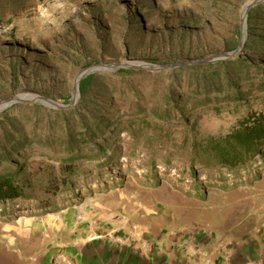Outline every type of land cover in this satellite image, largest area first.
I'll return each instance as SVG.
<instances>
[{
	"label": "rangeland",
	"instance_id": "rangeland-1",
	"mask_svg": "<svg viewBox=\"0 0 264 264\" xmlns=\"http://www.w3.org/2000/svg\"><path fill=\"white\" fill-rule=\"evenodd\" d=\"M263 3L0 0V114L22 103L70 109L91 96L104 101L101 118L112 119L104 135L89 145L95 148L109 138L105 154L90 159L83 151L66 188L59 183L61 165L43 158L27 164L31 166L24 195L0 203V258L15 259L6 257L0 264L39 261L85 217L102 220L107 214L120 218L125 213L163 237L194 229L215 232L232 222L252 221L264 204V148L230 169L200 154L208 149L210 139L226 133L246 111L264 112V98H248L249 104L237 111H232L233 105H224L220 115L210 109L192 113L189 105H181L190 111L187 127L177 121L175 111L167 122L155 120L151 111L158 97L168 94L172 70L237 57L264 67V47L244 51L250 35L264 36L259 33L264 29V10H254ZM246 4L251 15L249 20L247 13L244 18L242 38L241 11ZM104 67L113 71L107 73ZM117 69L150 73L107 77ZM79 74L74 99V80ZM154 74L157 79L151 78ZM88 75L101 77L90 80L81 96L78 84ZM180 82L185 84L186 73H181ZM103 91L112 92L109 101ZM187 93L180 87L175 100ZM28 95L70 106L59 109L32 99L16 100ZM133 102L144 110L137 116H133ZM77 110L85 112L82 107ZM25 116L45 119L47 114ZM135 117H146L148 125L129 127L126 123ZM42 137L44 147H32L43 154L49 143L46 135ZM51 213L56 216L47 217Z\"/></svg>",
	"mask_w": 264,
	"mask_h": 264
},
{
	"label": "trees",
	"instance_id": "trees-1",
	"mask_svg": "<svg viewBox=\"0 0 264 264\" xmlns=\"http://www.w3.org/2000/svg\"><path fill=\"white\" fill-rule=\"evenodd\" d=\"M256 9L264 10V3L259 4L254 10ZM250 15L251 10L247 12L248 20ZM259 31L261 35H264V29ZM258 47H264V36L250 35L244 51ZM183 72L186 73V82L182 86L180 75ZM131 73L146 75L150 72L117 69L114 74H107V77L109 75L119 77L125 74L130 76ZM154 75L151 78L157 79V75ZM168 75L173 84L167 87L168 94L158 97L156 107L151 111L154 119L162 122H167L172 111H175L173 114L176 115L177 121L181 120V124L187 127L190 111L195 113L201 109H210V113L220 115L224 105H233L232 111H237L241 105L249 104L246 102L248 98L253 100L264 98V67L252 64L243 57L179 68L172 70ZM100 77L88 75L81 79L78 84L80 95H84L90 80L94 81L95 78ZM109 83L114 85V81ZM180 87L185 88L188 93L183 96L184 98L175 100V94ZM130 89L134 91L133 86ZM111 93L104 94L103 91L102 95H105L109 101ZM135 99L137 96L133 98ZM80 102L82 103L75 108L61 110L22 103L0 114V203L24 195L23 189L29 186L26 173L31 166L27 164L31 161L43 158L47 162L61 165L63 177L59 183L66 188L71 185L69 176L75 171L74 165L79 159H83V151L91 156L90 159H98L105 154L106 141L109 138L101 141L95 148L89 147L104 135L106 128H109L108 125L112 122L109 116L107 120L100 116L104 101L89 96V98H82ZM131 105L136 107L133 116L144 111L138 108L139 105L136 102ZM181 105H189L191 110L187 111L184 109L185 106ZM79 107L84 109V114L78 112ZM16 110L18 114H11ZM43 113L47 114L45 119H31L25 116ZM126 124L132 128L134 125H148V121L146 117H135ZM42 135L47 136L45 142L49 143V149L43 154L32 147L34 144L39 147L45 145L40 141L43 138ZM52 142L58 144L53 146ZM207 146L208 149L200 154L201 157L209 156L215 164L229 169L242 165L254 152L264 148V112L246 111L226 133L210 139ZM205 160L202 159L204 164H206ZM190 172L193 173V169H190ZM54 184V187L58 185Z\"/></svg>",
	"mask_w": 264,
	"mask_h": 264
},
{
	"label": "crops",
	"instance_id": "crops-1",
	"mask_svg": "<svg viewBox=\"0 0 264 264\" xmlns=\"http://www.w3.org/2000/svg\"><path fill=\"white\" fill-rule=\"evenodd\" d=\"M113 215L82 218L33 264H264V204L252 221L165 237L125 213Z\"/></svg>",
	"mask_w": 264,
	"mask_h": 264
},
{
	"label": "bare ground",
	"instance_id": "bare-ground-1",
	"mask_svg": "<svg viewBox=\"0 0 264 264\" xmlns=\"http://www.w3.org/2000/svg\"><path fill=\"white\" fill-rule=\"evenodd\" d=\"M248 8V4H246L243 8H242V11H241V31H242V38L244 37L245 35V24H244V18H245V11L247 10ZM134 64H138V65H144L143 63L141 62H133ZM104 71L107 72V73H111L113 70L111 67H104ZM83 74V73H82ZM79 76L80 74L75 78L74 80V83H75V86H74V99L77 98V81L79 79ZM21 98L23 99H32V101H38V102H44V103H47L42 97L40 96H37V95H28L26 97L24 96H19L18 98H16V100H21ZM56 216L54 213H51V214H48L47 217H54Z\"/></svg>",
	"mask_w": 264,
	"mask_h": 264
},
{
	"label": "water",
	"instance_id": "water-1",
	"mask_svg": "<svg viewBox=\"0 0 264 264\" xmlns=\"http://www.w3.org/2000/svg\"><path fill=\"white\" fill-rule=\"evenodd\" d=\"M248 9V8H247ZM246 13H247V10L245 11V18H246ZM236 51H238V50H236ZM227 57H232L233 56V54H229V55H226ZM142 68V67H141ZM93 69H96V67H94ZM93 69H91V70H93ZM95 71V70H94ZM91 72V71H90ZM96 72L97 73H99V70H96ZM32 102H35V101H32ZM47 103H49L51 106H54L55 108H59V109H61V108H67V107H69L70 105H68L67 107H64V106H62V105H59V104H56V103H54V102H52V101H46Z\"/></svg>",
	"mask_w": 264,
	"mask_h": 264
}]
</instances>
